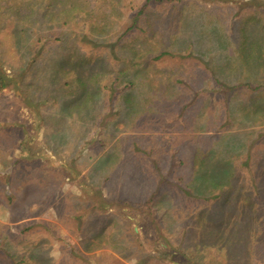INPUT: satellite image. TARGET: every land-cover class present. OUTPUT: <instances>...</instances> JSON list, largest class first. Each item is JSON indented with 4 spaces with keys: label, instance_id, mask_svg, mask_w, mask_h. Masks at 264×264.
<instances>
[{
    "label": "rangeland",
    "instance_id": "374dc122",
    "mask_svg": "<svg viewBox=\"0 0 264 264\" xmlns=\"http://www.w3.org/2000/svg\"><path fill=\"white\" fill-rule=\"evenodd\" d=\"M145 2L0 0V264H264V110L211 73L263 75L238 47L264 0L151 4L126 32Z\"/></svg>",
    "mask_w": 264,
    "mask_h": 264
},
{
    "label": "trees",
    "instance_id": "16d2710c",
    "mask_svg": "<svg viewBox=\"0 0 264 264\" xmlns=\"http://www.w3.org/2000/svg\"><path fill=\"white\" fill-rule=\"evenodd\" d=\"M174 0H146L145 4L139 8V10L137 11V13L134 15L133 17V22L132 25L127 29L126 32L131 31L133 28L138 29V30H143L142 26H140L139 22H142V17L144 20V17H146L147 15V7L151 4H161V5H166L169 2H172ZM177 1H181V0H177ZM241 10L244 9L241 4L237 3L236 4ZM260 8H264L259 6L258 9ZM261 10V9H260ZM260 13H264L262 10L261 12L259 11V13L256 11L253 12L252 15V19L251 21H247L246 24L242 25L240 27V29H242L243 31V37L244 40L240 43V46L238 47L239 49L242 50L243 53H245L246 51L249 53V62L252 64L253 68L257 67V65H259L260 67L263 68V75L258 78L257 80H247L242 82L241 86L238 85H233L228 81H222V79H220L216 73H213L214 78L216 79L217 83L221 86L223 92L225 93V97L226 99L229 98L230 93L232 92V90L238 89V88H242L244 89L247 94H248V98L249 101L247 103H249V107L248 109H246L247 115L251 116V118H255L258 117L260 114H262L263 110H264V17L261 19L260 18ZM251 14V13H250ZM149 22V20H148ZM140 26V27H139ZM254 27H258L259 28V32H260V36L259 39L256 38L254 32H253V28ZM145 29V28H144ZM144 34L146 35L147 30H144ZM242 35V34H241ZM111 37H109L108 39H110ZM118 43H115V45H113L110 48H107V52L108 53H117L119 51H124V50H129L128 52H131V58L130 59L133 63L134 60H139L141 61V59L144 58H148L151 55H153L155 52L157 53L156 56H154V59H160L165 55H170V56H174L175 52L170 50V49H159L158 48L156 50H153L154 48H149L146 47L144 45H142L141 47H137L136 45H133L132 43H126L125 41H122L120 43V41H117ZM96 46L98 47H102V44H98L95 43ZM106 46V45H103ZM115 46V47H114ZM245 56V55H244ZM246 57V56H245ZM128 62V61H127ZM143 62V60H142ZM141 62V63H142ZM208 69V72H210L212 70L209 62L203 61ZM140 63V62H139ZM257 64V65H256ZM75 67H73L75 72L79 73V70L87 69V66L84 62L82 61H78L75 63L74 65ZM96 72V71H95ZM82 73V72H81ZM94 77V76H93ZM92 80H95L94 78H92ZM150 81V78H148L147 80V85L149 84L148 82ZM167 83H171V84H175L178 83V80L174 78V76L170 79ZM166 83V86H169ZM82 86L83 88H85L86 84H83L82 81ZM6 86V83L4 81V77L0 75V89L4 88ZM109 88H111L112 94H111V98L110 101L111 103L114 100V97L116 95V91H117V86L115 85V82H110ZM263 91V92H262ZM245 92V93H246ZM245 107H247V104L243 103V109H245ZM224 115V116H223ZM228 113L225 112L223 114H221L220 119L222 120L220 127L225 129L227 127L230 126L231 121L228 120L227 116ZM254 144V142L252 143ZM260 156V160H254L253 156ZM253 160V162L255 163L256 168L258 167L259 172L257 173V175H263L264 176V150H260L259 148L256 149L255 153H252V150L249 151L248 154V158L247 160L244 162L245 166H247L248 168L250 167V162ZM155 166H157V164L155 163ZM229 169L226 168L223 171L224 177L229 175ZM261 171V174H260ZM206 185V184H205ZM198 186V185H197ZM217 186V184L211 180L209 185L206 186H202L203 188L200 190L202 194H204L206 197L209 195V193H214L213 190H215L214 188ZM187 193L190 194L187 190ZM198 196V195H196ZM264 229V228H263Z\"/></svg>",
    "mask_w": 264,
    "mask_h": 264
}]
</instances>
